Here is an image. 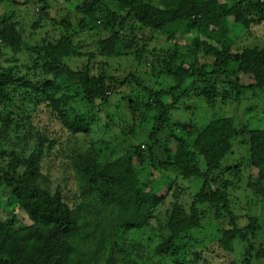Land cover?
<instances>
[{
  "label": "trees",
  "instance_id": "16d2710c",
  "mask_svg": "<svg viewBox=\"0 0 264 264\" xmlns=\"http://www.w3.org/2000/svg\"><path fill=\"white\" fill-rule=\"evenodd\" d=\"M5 1L24 6L31 4L34 28L38 24L34 14L39 12V15H45L51 23L59 25L66 33L54 42L44 36L41 43L46 44L42 47L44 43L41 45L35 36L26 38L23 35V27L18 26L13 16L0 18V103L10 102L15 94L24 99L41 95L38 106L40 103H48L47 107L53 112L58 110L64 116L67 110L65 103L71 98L83 95L87 96L90 103L99 100L106 103L110 100L106 92H116L109 85L110 80L120 85H126L133 80L137 87L147 91L151 100L148 103L146 101V105L156 115L153 131L148 138V149L136 146L135 150L129 152L147 162L152 159L159 167H173L187 181L193 178L202 179L201 189L196 196L193 195L189 205L179 200L180 196L177 194L174 196L177 201L173 208L165 212L169 232L167 237L159 236L160 240L153 254L161 259L170 257L175 264H196L191 263L193 259L189 260V254L194 251L196 259L203 258V246L188 244L189 251L183 253L186 246L181 240L189 232L206 226L203 225V219L207 217L201 216L200 211L204 205L209 204L220 205L225 219L229 221L227 230L232 228L230 235L220 240L225 250L236 251L237 236L239 242L247 241L246 233L239 229L237 218L240 216L233 211L229 196L220 190L211 194L207 189L214 181L212 175L223 170L226 158L234 152V140L243 134L247 135L248 162L257 169L256 176L250 175L247 188L264 199V129H238L234 118L218 117L196 134L178 136L180 141L174 160H160L156 149L160 148L158 136L165 131L170 121L171 110L163 99L170 91L183 88L187 90L188 96H195L198 101L211 106L216 105L219 99L223 103L228 100L240 102L248 91H252L258 99L263 98L264 48L243 46L238 41L241 30H250L252 24L263 22L264 9L255 3L256 0H76L74 10L77 15L73 16L67 11L60 18L51 15L49 0H0V3ZM69 1L74 0H65ZM114 2L120 11L128 12L124 20L134 16L143 24L139 31L154 32L153 35H149L141 45L137 39L130 41L123 37L114 29L117 21L111 10ZM163 6L167 8L162 9ZM78 14L81 15L78 17ZM257 15L261 16L259 21L254 18ZM175 23L192 34L189 35L190 43H174V48L158 50L156 47L157 49L149 51L153 69H159V74L166 71L173 75L175 85L170 89H153L143 85L137 70L130 72L123 80L106 74L92 76L90 62L93 53L79 51L74 40L75 34L87 32L97 38L103 31H110V45L104 43L106 45L101 46L102 53L112 56L116 50L111 46L122 43L125 54L132 55L139 70L145 62L143 55L148 50V42L152 36L162 34V37L174 38L176 33L168 35L166 29ZM138 36L142 42V38ZM43 50L55 57L68 53L88 56L89 62L82 74L63 68L52 73L46 70L45 64L39 65ZM24 51L30 56V63L27 65L4 59L7 53L16 56ZM202 58L211 60L204 62ZM58 73L71 75L67 79L69 84L64 88L75 90L73 95L66 93L67 95L61 97V84L51 85L54 82L51 77ZM241 73L253 75L256 83L242 84ZM138 101L141 100L138 98ZM16 111L20 113L25 110L18 106ZM33 113L34 111L27 113L29 125L25 130L26 135L34 132ZM110 115L112 117L113 113ZM69 119L65 128L67 133L77 138L88 135L89 126L86 121ZM44 137L48 138L41 135L40 143L28 156L7 152L5 149L0 151V206H7L6 200L10 201L15 197L20 208L33 221L32 224L15 230L8 222L0 220V264H91L92 260L100 262L98 257L94 258L96 253H104L110 264H117L118 261L126 263V256L131 257L136 251L132 244H121L122 240L126 241L125 234L132 229L145 228L149 221L151 224L150 217L155 216L164 206L168 196V191L163 189L165 185L153 178L154 172L150 169L155 166H149L148 163L141 168L139 162H133V157L127 158V155L117 159V167L106 166V169H98L88 161L86 151L80 150L77 155H70L75 170L71 178L75 179L76 189L68 197L61 185L51 191L49 187L40 184L39 145ZM50 141L56 146L53 139ZM95 150L93 146L92 151ZM6 154L11 158H7ZM200 157L206 164L204 171H200L197 166ZM21 167L24 170L19 171ZM218 215H222L221 211ZM249 216L252 219L255 217L250 211ZM88 243L90 248L86 247ZM263 256V250L255 254L256 259Z\"/></svg>",
  "mask_w": 264,
  "mask_h": 264
},
{
  "label": "rangeland",
  "instance_id": "374dc122",
  "mask_svg": "<svg viewBox=\"0 0 264 264\" xmlns=\"http://www.w3.org/2000/svg\"><path fill=\"white\" fill-rule=\"evenodd\" d=\"M51 4V15L60 18L70 11L73 16L77 13L74 10L77 1L65 2V0H49ZM255 3L264 9V0H256ZM112 5V11L117 20L114 25V29L118 31L127 40L137 39L139 44H143L149 35H153L154 32H140L143 24L139 22L134 16L124 20V16L128 13L120 11L117 4L114 2ZM167 8V6H165ZM163 6L162 9H165ZM35 9V6L34 8ZM31 4L17 5L10 1L0 3V18L13 16L19 27H23L24 36L29 38L35 36L41 39L44 36L50 38L52 42L57 41L62 34L66 33L61 30L60 26L51 23L45 15L36 12L35 20L38 19L37 28L32 26ZM262 13V12H261ZM263 22L259 24H252L250 30H241L238 33V41L243 46H254V48H264V12ZM81 14H78V17ZM256 21H259L261 16L254 17ZM122 23V26H121ZM184 27L175 23L170 25L166 31L168 35L176 33L174 38L162 37V34H154L152 36L148 50L143 55V61H145L141 68H136L137 62L132 58V55H126V50L123 48V44L117 43L115 46V54L112 56L104 55L101 50V46L104 43L110 45L112 34L110 31H103L99 37H94L87 32L74 35L75 44L79 51L92 52L93 58L90 62V74L92 76H99L100 74H106L115 76L116 78L123 80L129 75L130 72L137 70L139 80L143 85H148L153 89H170L175 85V80L171 73L166 71L159 74V69H153L150 52L152 49H161L165 47L174 48V43L185 44L190 43V33L185 32ZM153 31V30H151ZM76 33V32H75ZM142 38V42L139 36ZM244 41V42H243ZM246 42V44H245ZM42 43H44L42 45ZM42 47H45L46 42H42ZM104 44V45H106ZM240 44V45H241ZM107 45V46H108ZM109 47V46H108ZM157 47V48H156ZM147 49V48H146ZM41 64L46 66V70L52 73L58 68L79 72L82 74L86 65L89 62L88 56H78L65 54L62 57L51 56L46 50L42 51ZM15 57V58H14ZM4 59L15 61L16 63L27 65L30 63V56L28 52H20L13 55L7 53L4 55ZM210 58H202V61H210ZM53 62L52 64H50ZM32 64V63H31ZM158 75V77L156 75ZM71 75L64 73H58L52 76L53 83L51 85L61 84L60 96L63 97L66 93L73 95L75 90H65V85L69 84L67 79H70ZM241 82L244 85H250L256 83V79L251 74H240ZM109 80V79H108ZM113 90L112 94L107 91L109 101L106 103L97 101L90 103L87 96L79 95L75 98H71L66 105V115L61 116L58 110L53 112L48 103H40L38 106V99L41 97H33L24 99L21 95H13L10 102L0 103V151L5 149L7 152H14L17 155L23 153L28 156L35 150V147L40 143V136H46L43 138L42 143L39 145V152L41 157L40 170L41 175L39 177L40 184L44 187H49L51 191H54L58 185L66 190L68 197L71 196L76 189L75 179L72 180L73 162L70 155H77L80 150L86 151L85 154L88 161L95 164L94 167L98 169H106L108 167H117V159H122L128 155L133 157V162H139L140 167L144 168L149 163L152 166L150 171L154 172L153 178L159 180L165 186L163 189L168 191L166 202L155 216H151V224L143 229H135L128 231L124 238L126 241L122 243L132 244L135 246L133 256H126V263L128 264H175L172 263L170 257L167 259H161L159 256L153 254V250L156 244L159 242V236L163 235L167 237L169 232L166 227L168 217L166 211L169 208H173V204L177 201L176 194L180 196L179 200L185 201L186 205H189L193 195H197L201 189L202 179L193 178L191 181H187L183 176L177 172L173 167L165 168L159 167L155 164L154 160L147 162L140 157L134 156L130 153V150H135V147L141 149H148L149 136L154 128L155 111L150 110L146 105L151 100L146 90L137 87L133 80L126 85H120L119 83L109 81ZM183 88H179L175 91H170L168 95H165L163 99L170 107V121L165 131L158 136L160 145L159 149H156V153L159 154L160 160H174V153L179 145L177 137H188L190 133H197L213 119L218 117H232L237 123L238 129H244L246 131L252 129H264V96L263 98H256L252 91H248L240 102H234L228 100L223 103L219 99L216 105H209L205 102L198 101L195 96L186 94ZM67 95V94H66ZM138 97L141 101H138ZM22 106L24 110L31 114L34 111V124L32 135H29L25 130L28 128L29 119L27 113L17 112L16 108ZM111 113L113 116L111 117ZM60 117L58 118L57 116ZM77 118V121L84 120L89 126V132L86 136L77 138L67 133L65 129L67 126V119ZM70 120V119H69ZM184 126L186 127L184 129ZM39 133V134H38ZM237 138V139H236ZM234 140V152L232 155L226 158L224 162V168L220 172H216L212 175L213 180L210 184L207 192L214 194L217 190L225 192L229 199L232 201L233 211L238 213L237 218L240 231L246 233L247 241L239 242L237 236L236 251L229 252L225 250L220 243V240L224 236H229L232 228L227 230L228 220L223 215L220 205H204L201 208L200 214L203 217V225H206L201 230L189 232L181 242L186 246L183 253L189 251V245L196 244V247L203 246V258L196 259L195 251L190 253L189 260L191 263L196 264H264V256L260 259L255 258V254L259 250L264 251V199L255 195L251 190H248L247 185L250 179V175L253 177L257 174V169L250 166L248 162V147H247V135H239ZM53 139L56 142V146L50 141ZM60 146V148H59ZM95 146L96 150L92 151V147ZM86 149V150H85ZM7 158H11L6 154ZM142 159V160H141ZM146 159H149L148 157ZM141 161V162H140ZM200 171L206 169L204 160L198 158V165ZM24 170L23 167L19 171ZM179 173V174H178ZM5 198V197H4ZM13 199L6 200L7 206H0V220L8 222L9 225L15 230L24 228L27 225L33 223L24 209L20 208L15 197ZM6 199V198H5ZM15 199V200H14ZM214 209H213V208ZM219 208V210H216ZM221 211L222 215H218ZM249 211L255 215L254 219L250 218ZM204 213V214H203ZM256 214L258 215L256 217ZM246 218H243V217ZM225 220V221H224ZM224 221V222H223ZM198 241V243H196ZM187 244V245H186ZM90 243L86 245L90 248ZM128 247V246H127ZM197 252H201L199 249L193 248ZM187 254V253H186ZM94 258L98 257L100 262L92 260L91 264H110L109 258L104 253L94 254ZM188 256V255H187ZM250 258V262L248 259ZM123 261H118L117 264H126Z\"/></svg>",
  "mask_w": 264,
  "mask_h": 264
}]
</instances>
